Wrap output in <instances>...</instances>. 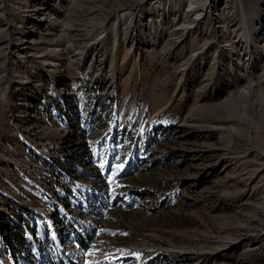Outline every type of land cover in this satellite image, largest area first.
<instances>
[{"label": "rangeland", "instance_id": "obj_1", "mask_svg": "<svg viewBox=\"0 0 264 264\" xmlns=\"http://www.w3.org/2000/svg\"><path fill=\"white\" fill-rule=\"evenodd\" d=\"M182 1L180 16L158 11L163 0H141L133 15L117 12L94 34L84 22L95 13L66 29L78 0H0V264H264V236L238 240L243 201L256 202L261 222L253 224L263 228L264 169L241 187L261 190L256 198L234 196L238 179L249 176L247 153L226 143L237 123L190 113L232 90L221 69L218 82L198 83L223 62L217 47L184 53L198 29L207 37L223 24L228 0H209V18ZM262 2L242 3L238 34L246 42L226 51L230 69L243 78L251 72L254 82L264 77ZM198 16V28L188 39L174 34L181 43L167 53L166 34ZM118 44L131 52L128 67L110 52ZM152 48L164 55L154 57V70L182 50L179 66L195 61L166 96L127 77ZM201 85L211 89L200 98Z\"/></svg>", "mask_w": 264, "mask_h": 264}, {"label": "bare ground", "instance_id": "obj_2", "mask_svg": "<svg viewBox=\"0 0 264 264\" xmlns=\"http://www.w3.org/2000/svg\"><path fill=\"white\" fill-rule=\"evenodd\" d=\"M163 1V4H160L158 7H156L158 11H163L164 13L168 11L178 12L180 16L183 14V9L180 8V5L183 4L182 0ZM191 1L192 3H196L198 7L197 11H206V15H208L209 18L210 11L208 10V7H213L211 1ZM244 1L246 0H240V4L239 0H228L226 9L228 8L233 10H224V16L222 19L224 21L223 24H215V26H210L207 32V37H201L206 33L203 27L198 29V37H194L192 39L189 38L191 49H187L186 51H184V53H189L192 49L207 48L208 46H214L219 49V52L214 54V58H222L223 62H220L219 59L215 62L217 64H211L208 69H206V72L204 74L198 76L197 80L199 84L205 82H214L217 77V69H221V72L223 71L224 75L227 77V84L230 83L232 90L225 96H223L222 92H217L216 98H222L220 102L208 104H199L198 102H196L191 108V111H189L192 115L199 114L201 115V117L204 116V113L211 112V115L213 117H210V119L219 122L233 121L237 123L238 126H235V128L232 129V139L228 140L226 143L228 146L235 143V147H233L232 145V151L235 150L234 152L247 153L246 157L248 159V164L245 166L244 172L249 176H246L247 178L240 177L238 179L239 181L236 183L233 195L236 196L238 193H240L241 196H247L250 199H254L259 195L261 190L258 191V189L253 187L250 189V191H248L246 188L241 187L248 185V180L255 179L257 173L264 169V161H261V150L264 149V77H258L257 81L254 82L255 75L253 76L251 72L247 74L246 78L236 75L229 67L231 57L229 54H226V51L230 49L231 45L233 47H236L246 42L243 36H240L238 34V31L242 30L240 8L242 7V3ZM253 1L259 4L263 3L262 1L264 0ZM140 2L141 0H78L75 7L71 10L72 19H70V27L66 26V29L68 31L76 30L79 24V17L84 18L89 13H95L94 18H92L91 20H86L84 22V25L90 27V31L96 34L98 28L106 27L108 23L107 21L117 12L123 11L125 13V18L133 15L135 13V10L140 7ZM243 7L245 8L244 5ZM247 8L252 9V7L249 5L247 6ZM191 11H193V9L187 10V16ZM255 14H257V11H253L252 9V12H250V15H248L252 23L257 22L260 19L259 17H256ZM96 18H99L100 20L95 21ZM124 19L120 18L118 21L119 24H121ZM200 19L201 18L199 16L194 18L190 17L191 25H182L178 28H175L171 34H166V36H168L167 43L165 45L167 53L171 52V47H176L178 43H181L173 38V35L176 33H181L184 38L188 39L187 36L190 33L191 28L197 27L201 21ZM135 21L138 22L137 17ZM234 22L236 23L233 25H236L237 28L235 30H232L231 24ZM87 33L90 34L89 32ZM219 33H221V35ZM249 33L250 35L255 34L254 29L250 30ZM153 35L157 37V41H159V36H162L159 34V31H156ZM110 52L111 54L119 57L120 68L129 66L126 64V62L131 56L130 51L124 50L122 46L118 44V46L116 47V51L112 49ZM149 53H151L149 57L143 56L141 58L140 64L143 69L141 71L138 70L137 64L134 63L128 70L127 77L131 80H140L142 83L151 82V92L153 96L158 92L163 93V95L165 96L169 95L173 91V88L176 87V76L178 77V75L181 74L182 71H186L193 65L192 63L195 62H193L192 58L189 57L183 64L185 65V68L179 66L178 62L176 61L183 58L182 54H180L183 53L182 50V52L177 53L175 56H173L175 62H161L159 66L160 68L158 69V67H156V70H154L155 68H153L152 66L159 64L154 57H163L164 55L161 50H157L156 48H152ZM246 54L247 50H244L243 54H241V52L238 53V55H241V57ZM199 57L204 59L205 52H202ZM232 62L234 65H237L234 60ZM172 68L174 69L173 71L171 70ZM214 68H216V70H214ZM232 79H236L240 83L233 85L231 84ZM218 80L219 79L217 77L216 81L218 82ZM179 82L186 83L183 79H180ZM211 85H213V83ZM211 85L199 86L196 95H199L200 98L203 97L211 89ZM242 86H244V89ZM216 129L222 130L230 128L225 126H217ZM262 155L264 157V153H262ZM241 205L243 209H248V211L244 214L245 218L243 224H240L242 230L244 231L241 234L242 237L238 240H241L242 238L257 239L264 236V225L260 224V226L263 225L262 228L256 224H253L255 220L257 221V219L259 220V223L261 222V219L257 218V213L259 212V210L256 207V202L243 201ZM227 241H231V239L229 238ZM251 252L254 251L252 250Z\"/></svg>", "mask_w": 264, "mask_h": 264}]
</instances>
